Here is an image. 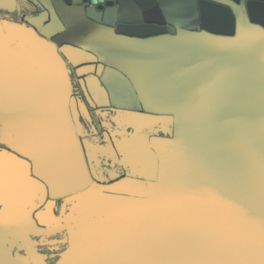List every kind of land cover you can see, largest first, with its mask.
I'll return each instance as SVG.
<instances>
[{"label":"water","instance_id":"1","mask_svg":"<svg viewBox=\"0 0 264 264\" xmlns=\"http://www.w3.org/2000/svg\"><path fill=\"white\" fill-rule=\"evenodd\" d=\"M0 12V264H264V0Z\"/></svg>","mask_w":264,"mask_h":264},{"label":"flooded vegetation","instance_id":"2","mask_svg":"<svg viewBox=\"0 0 264 264\" xmlns=\"http://www.w3.org/2000/svg\"><path fill=\"white\" fill-rule=\"evenodd\" d=\"M3 13L4 12H0V16ZM14 16L15 18L19 19L18 15ZM75 89L76 92H78L80 99L85 103L86 106V119L84 118L83 121L85 127L87 128L91 137H98V139L102 140L104 145L106 146V142L104 141L106 138L112 141L113 136L118 137V131H120V128L118 127V124L115 122L114 118L118 116L119 109L114 107L110 103V101L105 97L103 90L96 88V98L94 100L90 98V103L87 100L89 98L86 94L84 95L78 83L75 84ZM97 104H100L101 106H98ZM128 131H130L129 128ZM99 158L100 165H95L96 172H98L99 176L108 178L110 173H122V170H120V166L110 156V152L106 153L103 156H99ZM104 161H107V164H105Z\"/></svg>","mask_w":264,"mask_h":264},{"label":"built area","instance_id":"3","mask_svg":"<svg viewBox=\"0 0 264 264\" xmlns=\"http://www.w3.org/2000/svg\"><path fill=\"white\" fill-rule=\"evenodd\" d=\"M2 16L6 17L7 15L5 13H3Z\"/></svg>","mask_w":264,"mask_h":264}]
</instances>
